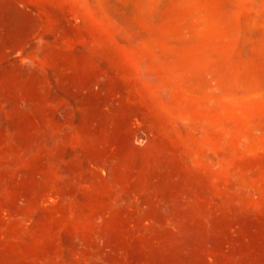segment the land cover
<instances>
[{"label": "rangeland", "instance_id": "obj_1", "mask_svg": "<svg viewBox=\"0 0 264 264\" xmlns=\"http://www.w3.org/2000/svg\"><path fill=\"white\" fill-rule=\"evenodd\" d=\"M136 2L0 0V264H264V0Z\"/></svg>", "mask_w": 264, "mask_h": 264}, {"label": "bare ground", "instance_id": "obj_2", "mask_svg": "<svg viewBox=\"0 0 264 264\" xmlns=\"http://www.w3.org/2000/svg\"><path fill=\"white\" fill-rule=\"evenodd\" d=\"M109 10L117 17L122 24L128 29L136 33L144 34L138 16V4L136 0H130L127 3L120 2L119 0H109ZM205 23L204 13L199 8H192L188 11L182 20V33L172 37L170 44L172 46L182 47L192 44L197 36L199 28H202Z\"/></svg>", "mask_w": 264, "mask_h": 264}]
</instances>
